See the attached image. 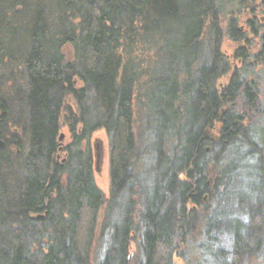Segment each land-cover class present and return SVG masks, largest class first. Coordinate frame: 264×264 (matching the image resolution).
<instances>
[{
    "label": "trees",
    "instance_id": "obj_1",
    "mask_svg": "<svg viewBox=\"0 0 264 264\" xmlns=\"http://www.w3.org/2000/svg\"><path fill=\"white\" fill-rule=\"evenodd\" d=\"M32 1L0 0V90L9 83L7 96L0 93V104L5 109L3 98L23 99L30 130L16 183L9 186L0 175V264H89L95 242L104 248L98 264H129V244L137 235L142 264H176L174 257L183 256L178 254L179 241L185 243L204 213L206 234L225 215L222 207L211 213L210 203L218 186L221 190L215 195L220 201L230 198L227 188L239 177V156L252 149L259 157L264 154L254 140L256 120L244 123L245 114L259 108L257 80L251 74L252 59L264 56V0H50L59 12L55 27L47 20L45 1L38 0L31 10ZM235 3L238 13L230 8L226 31L242 43L234 54L242 67L233 70L220 50V17ZM241 21L246 29L239 27ZM65 44L75 50L73 62H66L62 54ZM210 44L208 54L205 46ZM154 46L170 59L167 70L174 75L182 63L189 67L195 62L196 70L180 81L160 68L148 88L138 89L139 73L130 61L124 64L122 52ZM229 73V84L221 93L216 82ZM17 75L19 83L14 80ZM76 78L84 84L80 89ZM69 94L78 114H65L72 141L64 149L62 164L57 160L59 124ZM137 102L146 109L150 103L158 107L155 127L148 129L155 142L157 172L152 194L135 181V162L142 152L133 131ZM238 107L246 108L245 113ZM216 122L221 124L220 137L213 142L206 129ZM99 128L110 137L108 199L96 185L90 155L78 146ZM9 133L1 118L0 139ZM12 136L18 143L16 134ZM168 139L174 143L167 151ZM241 146L246 147L243 154ZM2 152L0 173L8 160ZM258 170L264 188V159ZM214 171L219 177L212 181ZM181 174L185 180H180ZM138 190L144 207L140 218L134 221L127 211L134 203L130 198L123 219H115L113 213L124 210L119 205L122 195ZM239 199L244 202L246 197ZM247 201L249 219L243 223L234 217L236 224L224 223L233 229L232 244L217 245L209 264H240L246 252L259 248L262 215L250 206L256 201ZM191 203L197 208H187Z\"/></svg>",
    "mask_w": 264,
    "mask_h": 264
},
{
    "label": "rangeland",
    "instance_id": "obj_2",
    "mask_svg": "<svg viewBox=\"0 0 264 264\" xmlns=\"http://www.w3.org/2000/svg\"><path fill=\"white\" fill-rule=\"evenodd\" d=\"M46 5L47 9V20L50 23V27H55L56 23L59 21L57 20L59 17V12H57L56 2H49L50 0H42V3ZM33 4L31 5V10L35 9V6L39 4L38 0L32 1ZM228 4V8H226V13H224V16L220 17L221 21V28H222V38L220 42V50L222 54H225L227 59L230 61L232 65V69H238L242 67V61L239 59L234 58L235 51L242 45V43H237L233 41L230 36L227 33V20L229 18V10L230 8L233 9L235 13H238V10L236 8L237 3L230 5ZM30 10V11H31ZM249 10V8H248ZM231 11V10H230ZM244 11V10H243ZM247 13V11H246ZM258 13V12H257ZM260 13H258L259 15ZM30 19V18H27ZM264 17L261 16V20L263 21ZM57 20V21H56ZM52 24V25H51ZM241 29H246V25L241 21V24L239 25ZM173 37V36H172ZM206 45L208 43H205ZM211 45L205 46L206 52L210 53L211 51ZM142 48V47H141ZM161 47H152L149 48H137V47H130L126 52H122L124 57V64L126 61H130L129 64L133 66L134 71H138L139 73V79H138V89L144 90L148 88V82H150L151 79L155 80L159 77L160 74V68L161 70L165 71V74H167L170 77L177 76V79L180 81H184L187 79V75L191 73V70H196L198 64L194 62L192 66H185V64L182 63V65L178 66L177 73H171L169 70H167L169 66V60L166 59L164 52H160ZM254 50V49H253ZM168 53V52H167ZM208 53V54H209ZM62 54L65 57L66 62H73L75 57V50L72 45L65 44L62 47ZM166 54V53H165ZM167 55V54H166ZM170 57V53H169ZM258 59V58H257ZM204 60V58H203ZM255 61V62H254ZM253 64V74L251 76L254 77L255 80H257V90H258V100H259V108L261 111H258V109H254L253 112H249L245 114L244 117V123L252 124L254 122L255 129V135L254 140L259 143L261 147L264 149V56L261 57L259 60L252 59ZM251 63V64H252ZM132 66H128V70H131ZM148 71V72H147ZM188 71V72H187ZM232 73L226 74L219 78L216 82V87L221 93L225 92L226 87L229 84L230 78ZM19 75H17L14 80L19 83ZM84 86L83 82L76 78V89H80ZM9 90V83L0 90V93L3 96L8 93ZM6 92V93H4ZM10 94V93H9ZM5 101L3 102L5 109L0 104V119H4L5 124L7 128L9 129L10 133L6 135V139H0L2 140L5 145L3 147H0V150H2V156H4L6 159L7 164H2V170H1V177H5V181L7 185H14L16 183V178H19L22 172V161L24 159V156L26 155L28 151V145H29V125L27 123V113L25 111V104L20 101H16L14 96L3 98ZM1 101V99H0ZM137 106V113H136V120L133 125V131L136 136V141L139 147V151L141 152V155L139 156V159L135 162L136 167V173L138 176V180L135 181L143 183L144 187L143 189L146 190L148 194L154 193L153 186L155 185L156 178H157V172L155 170V161L153 160L152 156L155 154V147H154V140L152 139V132H150L148 129L151 127H155V119L156 115L155 113L158 111V107H153L155 105L151 104L148 105L149 107L148 112L145 107H143L142 102L136 104ZM176 106V105H175ZM78 105L74 97L69 94L67 95L64 105L62 108V113L60 115V131H59V155H58V161H60L62 164L65 162L66 159V153L64 152L66 145L71 143L72 141V134H70V127L68 123H65L67 115H65L67 112L70 111L78 114ZM238 109L241 110L242 113H245L246 108L241 109L238 107ZM248 110V109H247ZM67 113V114H68ZM148 117V118H147ZM252 117V118H251ZM252 119V121H251ZM81 123H78L77 127L78 129L81 127ZM221 129V124L216 122L213 126V128H207L206 134L210 138L211 141H217L220 137L219 130ZM13 134H16V137L19 138L18 143L15 142V138L12 136ZM174 139H168L166 150L168 151L173 145L172 143ZM155 143V142H154ZM146 145L147 148H143V146ZM79 150H81L82 153L90 155L92 160V168L94 172V179L96 182V185L98 188L102 191L105 199H108L110 197V191H111V164H110V157H111V145H110V137L108 132L104 128H99L91 133L88 139L83 140L79 143ZM234 151V150H233ZM239 153L243 154L244 151L246 152V147L241 146L239 148ZM242 152V153H241ZM143 153V154H142ZM251 153V154H250ZM250 153L246 152L244 155H240L239 160L242 161L240 174L238 175V178L233 177L234 181L231 183L230 188H227L228 195H230V198L226 201V203H223L222 200L220 201L219 194L218 193L221 189L216 188L214 191L213 200L210 203V210L211 213L219 212L218 210L220 207L223 208L224 216H221V218L218 220L217 223L214 224L215 228L210 230L211 232L206 234V225H207V219L205 217L206 213L200 218L199 221L196 223V227L194 232L190 233L186 238L187 240L183 244L181 240L179 241V253H183V256L181 258L174 257V262L176 264H209L212 262V253H214L217 245L227 244V246H230L232 244V238L230 237V232L233 230L224 223L229 222L230 224H236V222L232 221V218H240L242 222L244 223L246 219L248 218L247 214V199H249V202H255L253 205H250L251 207L254 206L256 211H258V214L262 215V221H263V229H264V188L259 185L260 180H263L262 175H260L258 170V164L260 159H264V154L259 157L260 154L256 150L252 149L250 150ZM237 155V154H236ZM235 155V156H236ZM64 157V158H63ZM11 166V167H10ZM10 172H7V171ZM234 173V172H233ZM184 175L181 174L179 176L180 180H185ZM217 173L216 171L213 172L211 175V180L214 181L217 179ZM218 180V179H217ZM210 184V183H209ZM137 186V185H136ZM261 192V195L258 194V192ZM137 190V189H136ZM142 190V188H141ZM142 193L140 190L136 191V193L129 195L128 193L125 195L123 194L120 200L119 205L122 207V210L120 207L119 212L117 210L113 213L114 218L118 220H122L123 217L126 214V209L129 208L130 201L129 199H133L134 203L132 208L130 207V210L127 211L131 212L130 215L134 218V221H137L140 216L142 210H144L143 207V197L141 195ZM227 194V193H226ZM246 197L244 199L245 201L242 202L241 198ZM224 198V197H223ZM205 201L208 200V197L204 198ZM247 201V202H248ZM223 204V205H222ZM106 205H103L100 209V215H99V228L101 227L104 212H105ZM187 208L195 209L197 208L196 205L190 204L187 206ZM202 207L198 206V210H201ZM214 209V210H213ZM217 210V211H216ZM114 211V210H113ZM255 211V213H256ZM122 212V213H121ZM216 213H214L216 215ZM121 214V216H120ZM210 214V213H209ZM111 215V216H113ZM219 216V215H218ZM217 218V217H216ZM249 219V218H248ZM99 230V229H98ZM262 241L259 244V248L254 251L246 252L240 261V264H264V230L261 235ZM260 237V238H261ZM98 238V236H97ZM185 238V239H186ZM140 236H135L133 240L130 241L129 244V264H142V253H141V246L139 244ZM97 241V240H96ZM106 238L103 241V246L105 245ZM100 245L102 243L95 242L94 246L91 251L89 264H98L96 259L100 258L102 254L100 255V252L102 253V250H100Z\"/></svg>",
    "mask_w": 264,
    "mask_h": 264
},
{
    "label": "water",
    "instance_id": "obj_3",
    "mask_svg": "<svg viewBox=\"0 0 264 264\" xmlns=\"http://www.w3.org/2000/svg\"><path fill=\"white\" fill-rule=\"evenodd\" d=\"M4 145L5 143L2 140H0V147H3Z\"/></svg>",
    "mask_w": 264,
    "mask_h": 264
}]
</instances>
